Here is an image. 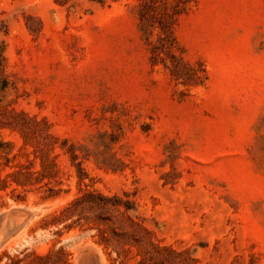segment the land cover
<instances>
[{
	"label": "rangeland",
	"instance_id": "rangeland-1",
	"mask_svg": "<svg viewBox=\"0 0 264 264\" xmlns=\"http://www.w3.org/2000/svg\"><path fill=\"white\" fill-rule=\"evenodd\" d=\"M1 47L0 264H144L89 193L155 264H264V0H0Z\"/></svg>",
	"mask_w": 264,
	"mask_h": 264
},
{
	"label": "trees",
	"instance_id": "trees-1",
	"mask_svg": "<svg viewBox=\"0 0 264 264\" xmlns=\"http://www.w3.org/2000/svg\"><path fill=\"white\" fill-rule=\"evenodd\" d=\"M159 27L162 32V35L160 36V45L155 47V49L159 51V53H165L171 59V63L173 67L171 69L172 75L177 80H180L181 78L186 77V79H189V78L195 79L196 81L195 84L202 83V77L199 76V73L182 65L179 59L174 55L173 51L176 46V39L173 35V31L170 28L168 22L160 21ZM161 61L166 64L165 59H161ZM181 68L183 69L188 68L189 76H184V74L181 72L182 70ZM10 87H11V83L5 73V50L3 47H1L0 48V104L3 102V98L9 91ZM6 126L9 128L18 129L22 133L26 132L25 126L17 122H8ZM77 204H82L84 207H86L90 211L99 210L101 212H107L108 214H112L110 219L107 218L105 220H101V222L107 225L108 230H111V233L114 235V237L119 236L116 232L118 228H121L122 230H125L127 228L128 231L131 230L130 232L131 236H128L126 241L127 243H131L139 247V251L143 255L144 264H155L156 258L153 252H157V253L162 252V251L172 252L152 242H149V244L146 245V244H143L144 242L137 241L135 239V236L138 233V230H145V229L140 227L132 219L127 217L126 219L127 221L122 222V224L118 225V221L114 218L113 214L117 213L119 216L123 217L124 215L121 211L122 206L125 207V212H129L131 210V208H129V204L123 202L121 198L119 197L106 198L103 196H94L89 193L85 197H79L76 200H74L68 207L64 209V212L71 210V208H73ZM102 234H104V232H102ZM39 261L46 262L47 260H39Z\"/></svg>",
	"mask_w": 264,
	"mask_h": 264
}]
</instances>
